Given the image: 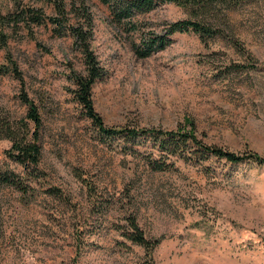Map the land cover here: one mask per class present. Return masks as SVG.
<instances>
[{
  "label": "rangeland",
  "instance_id": "rangeland-1",
  "mask_svg": "<svg viewBox=\"0 0 264 264\" xmlns=\"http://www.w3.org/2000/svg\"><path fill=\"white\" fill-rule=\"evenodd\" d=\"M25 7L45 19L58 16L39 0H0V17ZM87 8L92 50L107 72L93 101L108 127L192 130L209 146L264 158V0L229 12L217 24L219 38L176 34L168 49L145 59L136 49L148 34L203 19L163 4L140 17V31L128 32L98 0ZM67 11L70 26L85 25ZM57 30L48 21L9 29L8 48L0 49V122L27 115L21 83L1 72L11 57L42 114L44 155L33 181L0 135V171H14L33 188L26 194L0 187V264H264V164L196 161L187 153L154 171L148 160L161 153L151 141L138 153L104 143L72 94L73 72L85 71L82 54L70 31ZM129 217L159 240L154 251L122 236Z\"/></svg>",
  "mask_w": 264,
  "mask_h": 264
},
{
  "label": "trees",
  "instance_id": "trees-1",
  "mask_svg": "<svg viewBox=\"0 0 264 264\" xmlns=\"http://www.w3.org/2000/svg\"><path fill=\"white\" fill-rule=\"evenodd\" d=\"M46 5L53 6L58 16L47 18L42 10L36 8H21L6 16L0 17V49L8 48L9 29H30L32 26H41L46 21L58 27L57 33L62 36L70 31L75 45L82 54L84 73L73 72L71 81L75 87L72 90L74 100L81 106L85 117L92 123L96 133L104 143L113 141L122 142L127 153H138L139 147L146 141H151L153 148L161 153L160 160L149 159L154 171H165L170 167L168 159L172 156H186L187 153L196 161H207L211 158L226 160L230 163H241L252 160L264 164V158L257 154L240 155L222 148L209 146L196 137L192 130L163 131L158 129H144L138 126H125L118 128L108 127L100 114L96 111L92 90L96 83L107 77L106 70L101 66L92 50L93 19L88 12L90 0H39ZM99 3L109 7L113 22L122 30L128 32L140 31V17L155 11L160 5L174 4L191 12L202 21L212 19L215 24L201 23L199 20L187 19L169 23L163 34H148L143 38V46L136 49L137 56L148 58L158 52L168 49L175 40L176 34L195 33L203 40H210L223 36L219 23L225 21L229 12H235L252 0H98ZM18 3L19 2H15ZM72 13L79 14L85 20L83 27L70 26L67 8ZM224 32V31H223ZM9 68H2V74H11L22 85L21 102L27 107V115L18 122H0V135L11 142L9 157L16 164L24 168L32 176L33 181L39 179L40 165L43 158L42 127L43 121L36 102L25 91L24 77L15 61L8 58ZM232 70L244 69V66H234ZM14 171H0V187L14 188L19 192L28 193L32 184L25 183ZM91 190V189H90ZM53 191V190H52ZM54 190V195L58 191ZM128 228L123 230L122 236L133 245L152 252L159 245V240H151L140 226L135 217H129Z\"/></svg>",
  "mask_w": 264,
  "mask_h": 264
}]
</instances>
